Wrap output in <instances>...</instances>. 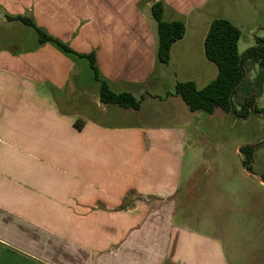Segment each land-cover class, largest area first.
Masks as SVG:
<instances>
[{"label":"crops","instance_id":"1","mask_svg":"<svg viewBox=\"0 0 264 264\" xmlns=\"http://www.w3.org/2000/svg\"><path fill=\"white\" fill-rule=\"evenodd\" d=\"M158 1L0 0V28L24 36L0 46V264H228L219 237L177 221L190 128L203 112L172 94L199 82L191 72L199 58L205 66L211 23L227 17L205 12L212 0H162L164 19L186 25L164 65ZM19 16L95 53L110 88L142 99L140 109L101 103L90 63L93 79H82L88 60L40 44ZM26 27L37 37L23 49Z\"/></svg>","mask_w":264,"mask_h":264},{"label":"rangeland","instance_id":"2","mask_svg":"<svg viewBox=\"0 0 264 264\" xmlns=\"http://www.w3.org/2000/svg\"><path fill=\"white\" fill-rule=\"evenodd\" d=\"M205 12L225 14L240 29L241 54L254 47L258 38H264V0H212ZM25 29L33 40L27 37L23 49L32 46L37 37L31 28ZM23 37L16 28H0V46ZM204 61L205 66H201L199 58L191 72L199 80L194 81L199 89L218 74L215 64L205 56ZM84 63L82 79H93L89 61ZM245 70L246 79L234 95L233 105L239 110L244 100L252 98L259 104L257 109L264 110V69L250 60ZM174 72L172 69L168 76L162 75L159 91L163 94L170 90L169 79ZM244 146L253 148L252 175H247L243 164L240 149ZM173 205L178 209V222H188L222 240L228 264H264V115L253 112L239 119L221 109L212 115L203 113L190 128L183 186Z\"/></svg>","mask_w":264,"mask_h":264},{"label":"trees","instance_id":"3","mask_svg":"<svg viewBox=\"0 0 264 264\" xmlns=\"http://www.w3.org/2000/svg\"><path fill=\"white\" fill-rule=\"evenodd\" d=\"M151 12L157 22V59L161 64L168 65L171 59L172 47L184 38L186 25L183 21L169 22L164 19L165 4L162 0L152 5ZM13 20L34 28L38 34L40 44L50 43L66 55L86 58L90 63L95 80L100 83L99 98L101 103L134 110L140 109L142 99H138L128 92L116 93L110 88L109 83L100 74L95 53L83 54L76 52L67 43L38 27L28 17L19 16ZM241 35L240 29L226 18H216L211 23L205 38L204 50L206 58L215 64L218 69L216 78L202 89H199L194 81L178 82L172 93L175 96H180L191 112H203L212 115L217 108H220L239 119H246L250 115V109L255 102L254 99H246L239 110L235 109L232 99L246 77L245 66L248 61H256L264 68V38H258L254 47L241 54L239 52ZM256 110L264 112L261 109ZM75 126L78 130H81L84 123L78 119ZM240 152L245 156L244 166L250 170L252 168L250 163L253 159V148L245 146L240 149Z\"/></svg>","mask_w":264,"mask_h":264},{"label":"flooded vegetation","instance_id":"4","mask_svg":"<svg viewBox=\"0 0 264 264\" xmlns=\"http://www.w3.org/2000/svg\"><path fill=\"white\" fill-rule=\"evenodd\" d=\"M257 105L255 104V102H254V105H253V107L250 109V114H253V112L254 113H256V114H262V115H264V112H258L257 110ZM253 162V161H252ZM252 167V166H251Z\"/></svg>","mask_w":264,"mask_h":264},{"label":"water","instance_id":"5","mask_svg":"<svg viewBox=\"0 0 264 264\" xmlns=\"http://www.w3.org/2000/svg\"><path fill=\"white\" fill-rule=\"evenodd\" d=\"M247 172L249 173V174H251V172L247 169ZM252 175V174H251Z\"/></svg>","mask_w":264,"mask_h":264}]
</instances>
